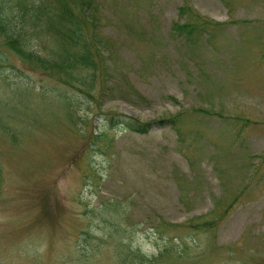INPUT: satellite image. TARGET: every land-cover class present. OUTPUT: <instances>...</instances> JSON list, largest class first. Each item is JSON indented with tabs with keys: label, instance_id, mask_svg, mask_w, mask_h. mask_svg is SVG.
<instances>
[{
	"label": "rangeland",
	"instance_id": "374dc122",
	"mask_svg": "<svg viewBox=\"0 0 264 264\" xmlns=\"http://www.w3.org/2000/svg\"><path fill=\"white\" fill-rule=\"evenodd\" d=\"M92 1L95 71L0 33V264H264V0Z\"/></svg>",
	"mask_w": 264,
	"mask_h": 264
},
{
	"label": "trees",
	"instance_id": "16d2710c",
	"mask_svg": "<svg viewBox=\"0 0 264 264\" xmlns=\"http://www.w3.org/2000/svg\"><path fill=\"white\" fill-rule=\"evenodd\" d=\"M8 2L10 5L4 4V0H0V33L6 41V45L22 60L36 63L43 70L47 68L61 69L57 61L49 63L38 52L28 49L23 43L25 37L33 36V31L42 27L55 33L61 44L68 49L65 54L70 57L67 64L68 67L70 66L69 68L96 70V52L86 38L88 24L89 22L94 24L96 16L95 4L92 0H63L56 2V5L42 3L39 8L30 6L31 0H8ZM44 15L48 16L47 20L43 19ZM207 25L210 24L203 21L200 27L203 28ZM189 27L190 25L187 24L177 26L180 31L190 32ZM0 58L2 59V57ZM62 69L67 68L62 67ZM167 122L173 126L178 125V120L175 118ZM126 125L127 129L137 133H147L150 129V124L128 123Z\"/></svg>",
	"mask_w": 264,
	"mask_h": 264
}]
</instances>
